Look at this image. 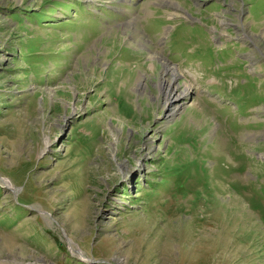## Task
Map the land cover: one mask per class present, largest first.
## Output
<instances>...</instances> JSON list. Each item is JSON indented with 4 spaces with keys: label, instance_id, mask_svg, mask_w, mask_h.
<instances>
[{
    "label": "rangeland",
    "instance_id": "rangeland-1",
    "mask_svg": "<svg viewBox=\"0 0 264 264\" xmlns=\"http://www.w3.org/2000/svg\"><path fill=\"white\" fill-rule=\"evenodd\" d=\"M0 264H264V0H0Z\"/></svg>",
    "mask_w": 264,
    "mask_h": 264
},
{
    "label": "bare ground",
    "instance_id": "bare-ground-1",
    "mask_svg": "<svg viewBox=\"0 0 264 264\" xmlns=\"http://www.w3.org/2000/svg\"><path fill=\"white\" fill-rule=\"evenodd\" d=\"M164 68H165V71H164L165 74L162 76L163 80L161 81L160 87H161V89L164 90L163 92H165V94H166V97H167L166 103L169 106H171L173 103L178 102L185 97H188L187 95L190 94V92H189L188 88H183L180 90L178 86H175V82H176L177 76H178V73L175 71L176 69L173 70L171 67H168L166 64H164ZM167 72H170V75H171L170 80L165 78V75ZM175 107L176 108H173L170 115L173 114L174 112H176L177 109L180 108V107H178L177 104L175 105ZM49 146H50V141H47L46 148Z\"/></svg>",
    "mask_w": 264,
    "mask_h": 264
}]
</instances>
